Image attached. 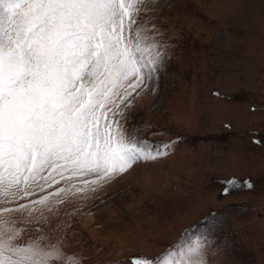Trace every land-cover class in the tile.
<instances>
[{"label":"rangeland","instance_id":"1","mask_svg":"<svg viewBox=\"0 0 264 264\" xmlns=\"http://www.w3.org/2000/svg\"><path fill=\"white\" fill-rule=\"evenodd\" d=\"M147 7L166 59L122 122L167 154L69 193L38 224L19 225L21 239L42 235L80 264H158L198 243L204 264H264V0Z\"/></svg>","mask_w":264,"mask_h":264},{"label":"snow or ice","instance_id":"2","mask_svg":"<svg viewBox=\"0 0 264 264\" xmlns=\"http://www.w3.org/2000/svg\"><path fill=\"white\" fill-rule=\"evenodd\" d=\"M148 2L0 0V264H80L42 235L22 240L19 225L167 154L170 145L139 140L122 122L166 59L141 17ZM200 248L166 251L158 264H204Z\"/></svg>","mask_w":264,"mask_h":264}]
</instances>
